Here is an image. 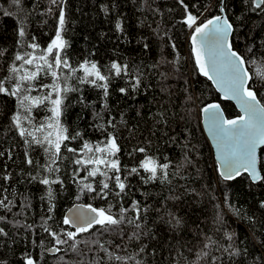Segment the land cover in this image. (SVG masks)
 Returning <instances> with one entry per match:
<instances>
[{"label":"trees","instance_id":"obj_1","mask_svg":"<svg viewBox=\"0 0 264 264\" xmlns=\"http://www.w3.org/2000/svg\"><path fill=\"white\" fill-rule=\"evenodd\" d=\"M255 1L0 0V81L9 90L0 93V264H25L28 258L34 264H264V148L261 183L246 175L221 180L200 110L219 102L228 118L238 112L198 74L190 48L195 27L186 23L192 15L199 26L223 9L232 25V48L250 74L248 87L264 107V4ZM57 29L65 42L61 55L75 76L60 94L59 122L71 138L54 154L37 142V129L51 112L47 100L21 107L18 96L9 94L15 79L8 77L11 68L22 75V68L48 55ZM28 53L37 59L21 67L15 57ZM92 64L105 80L81 82V65ZM50 83L51 75L39 71L19 95L43 98ZM21 128L33 135L21 136ZM109 139L120 151L106 152L107 161L115 159L119 172L75 162L90 160L93 152L104 155L95 149ZM146 157L168 165L158 169L157 179L149 180L140 167ZM93 168L99 171L89 176ZM103 183L109 185L106 195ZM74 203L110 209L116 219L127 211L117 225L96 224L68 240L66 233L75 231L63 219ZM51 233L67 242L57 244Z\"/></svg>","mask_w":264,"mask_h":264},{"label":"snow or ice","instance_id":"obj_2","mask_svg":"<svg viewBox=\"0 0 264 264\" xmlns=\"http://www.w3.org/2000/svg\"><path fill=\"white\" fill-rule=\"evenodd\" d=\"M14 3H19V0H13ZM55 3V0H52ZM260 4H264V0H259ZM223 11V9H221ZM59 23L62 26L64 24V13L61 11L59 17ZM186 23L190 28L196 25V18L192 15L187 17ZM232 30V25L228 23L227 20L223 19L221 16H216L213 19L208 20L206 23L199 26H195L194 32L192 35L193 41V53L196 57V63L199 68V71L202 75L208 76L209 79H213L214 76L210 73L215 74L218 83L223 87L226 93H230L234 99H237L243 109L244 115L238 117L237 119H224L221 113L218 111L219 105L211 104L203 109L204 112L208 113V119L211 125V130L214 135L219 138L220 144L218 145L221 149V167L224 169V175L231 179L233 175H239L241 169L253 170L255 165V150L259 144H264V108L259 106V102L256 99V94L250 89L245 87L247 73L244 70L245 61L241 56L233 50L231 43L229 42V33ZM23 31L20 32V35L23 36ZM197 39H199V47L196 46ZM33 49L37 45H30ZM65 47V42L61 38L60 30L57 29L56 38L51 41L48 45L45 52L50 54L54 59L50 63L48 55H40L38 59L43 61L42 65H37V71L28 72L25 71L20 75V69L13 67L10 69L12 75L8 77L9 80L15 79V86L10 90V95L18 96L19 104L21 107L25 105V102H28L29 107L36 104H43L46 100H50L53 107L50 109L52 112V117H58L61 112V92H67L69 89L64 87L61 89L60 85L57 83L58 74L52 72L53 84L52 90L56 93V98L51 99L52 92H49L43 98L32 97L30 95H19L21 93L22 85L25 82L34 81L37 77L38 72L44 66H47L48 69H51L53 65L59 69L61 66L64 68H70L68 61L64 59L61 55V51ZM206 56V59H205ZM37 57L32 56L31 53L26 54L25 56L16 55L15 60L21 61V67L24 65H32L34 60ZM81 68L85 72V78H81V82L87 77H94L91 80V83L96 84L97 81L105 80V77L100 74V71L97 69L95 64H92L89 67L81 65ZM111 68L114 69L117 74L120 73L121 68L113 63ZM75 71V69H71ZM98 87H104L106 85H97ZM43 87H47L44 85ZM28 90V89H26ZM9 90L5 87L4 81H0V93L8 92ZM124 89H121L123 92ZM51 119V118H50ZM14 122L17 124V127H20V117L19 115L13 117ZM43 127V126H42ZM48 128H55V140L52 139L53 133L49 132L45 136L44 141L37 142H47L49 148H46L45 151L54 149V154H58L61 150V143L64 140H68L71 137L64 135V130L59 126L58 121L55 123H49ZM41 131V129H37ZM21 136L24 135H33L31 132H26L21 128ZM84 149H87L91 152L93 149L89 147L86 143ZM68 151L73 152L74 149L69 148ZM96 152L100 153H110L112 156H115L120 149L117 147L115 140L109 139L107 141V146L105 148L97 147ZM140 152H144V149H139ZM53 162H55L53 160ZM77 164H104L106 167L119 172L118 163L115 159L111 162H108L102 158H96L95 160H76ZM31 163V161H29ZM140 167L144 169L145 172L150 173L148 179L154 180L158 177V169L163 170L168 167L167 164L158 165L156 160L151 157H146L140 164ZM52 169H49L51 171ZM99 171L98 168H93L89 172V176H95ZM132 173H136L137 169L132 168ZM105 174V173H102ZM259 179V177H254ZM115 180L117 182V187L121 192L125 189V184L121 182L120 176L116 175ZM42 183L48 184L49 180L44 179ZM84 187L92 192L94 189L90 184L84 185ZM108 183H103L101 193L104 189H108ZM119 195V193H117ZM51 197V191L49 192ZM0 206H3V201H0ZM126 209H121V216L119 219H116L111 214L110 209H97L88 206V212H82L79 209L71 217H65L63 219L64 225L75 226L76 232H67L66 236L68 240L74 239L77 233H83L88 231L93 224H99L101 226H112L117 225L124 220V213ZM93 213L94 215H89ZM131 222V221H130ZM137 227L139 225L137 224ZM47 231V229H45ZM56 237V243L62 244L66 243V240L60 239L56 236L55 233H51ZM73 249L75 250V244H73ZM120 259V258H118ZM25 264H34V261L31 258L26 259Z\"/></svg>","mask_w":264,"mask_h":264},{"label":"water","instance_id":"obj_3","mask_svg":"<svg viewBox=\"0 0 264 264\" xmlns=\"http://www.w3.org/2000/svg\"><path fill=\"white\" fill-rule=\"evenodd\" d=\"M259 3V0H256L255 1V5L257 6ZM222 9V8H221ZM220 9V14L218 16H221L223 19L227 20L225 14H224V11H221ZM214 18V17H213ZM211 18V19H213ZM210 20V19H209ZM208 21V20H207ZM207 21L203 22L202 24L206 23ZM228 21V20H227ZM229 24H231L229 21H228ZM201 25V24H200ZM194 32V31H193ZM193 32L191 33L190 35V48H191V54H192V58H193V62H194V65H195V68L198 72V74L200 76H202L203 78H205L206 80H208L213 89L215 90V92L218 94L219 98L221 101L223 102H228L230 104H232L234 106V108L236 109V111L238 112V116H234V117H231V118H228L220 103L219 102H212V103H209L205 106H203L200 110V124H201V128H202V131H203V134L205 135L206 139L208 140V143L211 147V151H212V154H213V158H214V161H215V164H216V167H217V173L219 175V177L221 178V180L225 181V182H230V181H234L236 180L237 178H239L240 176L242 175H246L250 182L252 184H258V183H261L263 181V178H262V174H261V171H260V167H259V158H260V150L262 148H264V144H259L257 147H256V150H255V165H254V172L253 170H245V169H241L240 170V173L239 175H233L231 179L227 178L223 173H224V169L221 167V160H220V156H221V149L220 147L218 146L220 144V140L218 137H216L213 133V131L211 130V125H210V122H209V119H208V113L204 112L203 109L206 108L208 105H211V104H217L219 105V108H218V111L221 113L222 117L224 119H237L238 117L240 116H243L244 115V112H243V109L241 108V105L240 103L238 102L237 99H234L230 93H226V91L223 89V87L218 83V80L217 78H215V74L213 73H210V75H213L214 78L213 79H209L208 76H205V75H202L199 71V68L197 66V63H196V57H195V54L193 53L192 49H193V41H192V35H193ZM231 34H232V30L230 31L229 33V42H230V37H231ZM197 47H199V39H197V44H196ZM242 58V57H241ZM205 59H206V56H205ZM243 59V58H242ZM244 70L245 72L248 74L247 75V79H246V83H245V87L246 88H249V83H250V74L248 73L247 69H246V65L244 64ZM256 99L257 101L259 102V106L264 108L263 105L260 103V101L258 100L257 96H256ZM254 177H259V179H256ZM88 206L87 204H83V203H74L71 207H69L67 209V211L65 212V217H71L73 215V213H75L77 211V209H79L80 211L82 212H85L87 213L88 212ZM93 207V206H92ZM89 215H94L93 213H89ZM96 225V224H93V226ZM75 232H76V228L75 226H72V225H69ZM54 251L55 249H49L47 251L48 254H54Z\"/></svg>","mask_w":264,"mask_h":264},{"label":"rangeland","instance_id":"obj_4","mask_svg":"<svg viewBox=\"0 0 264 264\" xmlns=\"http://www.w3.org/2000/svg\"><path fill=\"white\" fill-rule=\"evenodd\" d=\"M198 22H199V19H196V25L195 26H197ZM195 26H193V27H195ZM192 28L189 27V29H192ZM48 59H49V62L52 63L54 58L50 54H48ZM42 64H43V61L39 60V63L37 62V64L34 67H32L31 69H34L37 65H42ZM31 69L24 67V68L21 69V73L23 74L25 71L30 72ZM35 71H37V70H35ZM31 72H33V71H31ZM40 72L47 73V74H50V75H51L52 72H56L58 74L57 83L60 85L61 89H63L64 87L69 88L70 85H71V81L74 79L73 76H75L72 72H70L69 70H67V68H64L63 66H61V68H59V69H57L54 65H53V67L51 69H48L47 66H44V67H42L40 69ZM82 73H83V77L85 78V72L83 71V69H82ZM87 78L92 79L94 77H87ZM52 84H53V76L51 75V83H50V87H51L50 92H52L51 99H55L56 98V93L53 92V90H52ZM47 105H48V108H50V109L53 107V105H52L50 100H47ZM56 121H58L59 126L64 130L63 126L59 122V116L53 118L52 117V112H50V115L47 117L45 125L43 127L42 126L39 127V129H41V131H38V141H44L45 136H47L49 132L53 133L52 139L55 140L56 129L55 128H48L47 125L50 122L51 123H55ZM42 143H44L45 146L47 148H49V145L47 144V142H42ZM50 151L52 153H54V149H50ZM96 158H102V159H104L106 161L108 160V157H107L106 153L104 155H100L98 153L93 152L92 155H91V160H95Z\"/></svg>","mask_w":264,"mask_h":264},{"label":"bare ground","instance_id":"obj_5","mask_svg":"<svg viewBox=\"0 0 264 264\" xmlns=\"http://www.w3.org/2000/svg\"><path fill=\"white\" fill-rule=\"evenodd\" d=\"M231 43V42H230ZM234 50V49H233ZM235 51V50H234ZM238 53V52H237ZM239 54V53H238ZM240 55V54H239ZM241 56V55H240ZM242 57V56H241ZM244 60V59H243ZM247 69V68H246ZM248 71V70H247ZM249 73V72H248ZM238 116V115H237Z\"/></svg>","mask_w":264,"mask_h":264}]
</instances>
